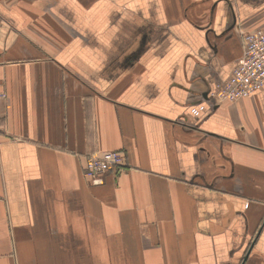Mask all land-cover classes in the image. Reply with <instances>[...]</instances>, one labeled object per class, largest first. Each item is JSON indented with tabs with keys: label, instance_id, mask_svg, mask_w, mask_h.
<instances>
[{
	"label": "crops",
	"instance_id": "obj_1",
	"mask_svg": "<svg viewBox=\"0 0 264 264\" xmlns=\"http://www.w3.org/2000/svg\"><path fill=\"white\" fill-rule=\"evenodd\" d=\"M257 29L264 0H0V264H264V88L190 112Z\"/></svg>",
	"mask_w": 264,
	"mask_h": 264
},
{
	"label": "built area",
	"instance_id": "obj_2",
	"mask_svg": "<svg viewBox=\"0 0 264 264\" xmlns=\"http://www.w3.org/2000/svg\"><path fill=\"white\" fill-rule=\"evenodd\" d=\"M264 88V29L241 34V54L236 59L229 75L218 81L206 99L190 107L194 116L201 114L207 105L223 101H240ZM123 162L117 151H102L89 154L84 163V176L93 185L102 183V175Z\"/></svg>",
	"mask_w": 264,
	"mask_h": 264
},
{
	"label": "rangeland",
	"instance_id": "obj_3",
	"mask_svg": "<svg viewBox=\"0 0 264 264\" xmlns=\"http://www.w3.org/2000/svg\"><path fill=\"white\" fill-rule=\"evenodd\" d=\"M109 170H111V169H109ZM109 170H108V171H109Z\"/></svg>",
	"mask_w": 264,
	"mask_h": 264
}]
</instances>
